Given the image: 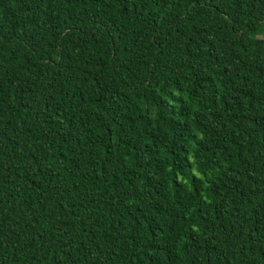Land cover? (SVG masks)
Listing matches in <instances>:
<instances>
[{
  "label": "trees",
  "instance_id": "trees-1",
  "mask_svg": "<svg viewBox=\"0 0 264 264\" xmlns=\"http://www.w3.org/2000/svg\"><path fill=\"white\" fill-rule=\"evenodd\" d=\"M0 264H264V0H0Z\"/></svg>",
  "mask_w": 264,
  "mask_h": 264
}]
</instances>
